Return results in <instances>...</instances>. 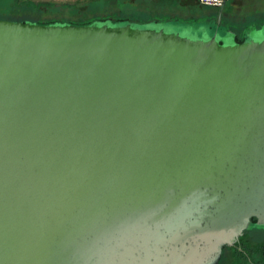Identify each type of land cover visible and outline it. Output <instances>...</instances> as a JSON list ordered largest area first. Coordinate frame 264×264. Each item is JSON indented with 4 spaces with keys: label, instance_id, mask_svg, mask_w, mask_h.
<instances>
[{
    "label": "water",
    "instance_id": "95a60500",
    "mask_svg": "<svg viewBox=\"0 0 264 264\" xmlns=\"http://www.w3.org/2000/svg\"><path fill=\"white\" fill-rule=\"evenodd\" d=\"M222 29L0 18V264H219L264 229V39Z\"/></svg>",
    "mask_w": 264,
    "mask_h": 264
},
{
    "label": "rangeland",
    "instance_id": "374dc122",
    "mask_svg": "<svg viewBox=\"0 0 264 264\" xmlns=\"http://www.w3.org/2000/svg\"><path fill=\"white\" fill-rule=\"evenodd\" d=\"M22 6L21 3L28 2V5L23 4V6H26L28 10L25 9V11H21L19 9H15L14 5ZM149 1L151 4H149ZM158 2V1H156ZM154 3L153 0H111L110 2H102L100 1L99 4L101 10H97L96 12L99 14V18L110 16L113 19H119L121 17L125 16H133V17H140L141 14L145 16H159L161 18H169V17H180L183 18V15L185 12L187 14H197L199 12L206 11L205 7H193L192 9L187 8L186 11L183 7H180L178 3H174L173 1L169 0H163L162 3ZM90 1L89 0H0V18L12 20V21H19L18 17L22 16L25 12V17H38V18H50L52 16H63L67 18H71L72 20H81V22H84L87 19H90L92 17H88L89 15L82 16V10L85 8H88ZM20 4V5H19ZM32 4V6H29ZM75 5L76 9L75 11H71L69 7H64L63 5ZM261 5V4H260ZM49 6L51 8L55 9H49ZM92 6V4L90 5ZM229 6V2L225 3L224 8H227ZM108 9V10H107ZM104 10V11H103ZM210 10V9H209ZM219 8L216 9V17H218L219 14ZM235 16H237L239 19H244L243 22L247 21L251 17H256L259 20L260 24H264V7H258V8H239L238 10L232 9ZM110 12L109 14H106ZM27 14V16H26ZM169 16V17H168ZM95 17V16H94ZM83 18V19H81ZM93 21V20H92ZM114 22V21H113ZM243 22L239 21L240 27L236 26V29L239 30L243 27ZM246 22V25L248 23ZM116 24V22L114 23ZM228 29V27H226ZM260 28L263 29V31L260 34L253 35L252 32H250V35H246L245 33L248 31H251L250 28L245 29L246 31L241 34V38H245V40H251L254 39L256 41L264 39V25H261ZM227 29H222L227 32ZM253 31V30H252ZM252 230V229H249ZM231 258V252L230 250H226L225 253L223 252L222 258L220 259L222 264H231L230 263Z\"/></svg>",
    "mask_w": 264,
    "mask_h": 264
},
{
    "label": "crops",
    "instance_id": "0c3cea01",
    "mask_svg": "<svg viewBox=\"0 0 264 264\" xmlns=\"http://www.w3.org/2000/svg\"><path fill=\"white\" fill-rule=\"evenodd\" d=\"M170 1H176L180 7H183L184 10L186 11L187 8L192 9L193 7H205L206 11L199 12L197 14H187L186 12L183 15V18L180 17H171V19L175 20L174 18H177V20L181 22H204V23H210L212 20L217 18V23L228 27V29L235 34L234 37L236 39L241 36L240 33H244L246 30L245 29H252V28H259L261 25L258 18L256 17H251L248 19V25H246V22L243 20L244 19H239L237 16H235L234 12L232 9L238 10L239 8H258V7H264V0H226V2H229V6L227 8H224V5L219 8V14L218 17H216V9L217 7L213 6H200V3L198 0H170ZM261 4V5H260ZM210 9V10H209ZM239 21L243 22V27L239 30L236 29L237 27H240Z\"/></svg>",
    "mask_w": 264,
    "mask_h": 264
},
{
    "label": "trees",
    "instance_id": "16d2710c",
    "mask_svg": "<svg viewBox=\"0 0 264 264\" xmlns=\"http://www.w3.org/2000/svg\"><path fill=\"white\" fill-rule=\"evenodd\" d=\"M90 1V3H89V6H88V8H85L84 10H82V13H80V14H82V16H84V18H85V16H87V15H89L88 17H92V18H90V19H87V20H85L84 22H81V20L80 21H78L79 20V18H78V20H72L71 18H67V17H63V16H52V17H50V18H38V17H28V18H26L25 17V12H24V14L22 15V16H20V17H18V19L19 20H21V21H29V22H38V23H42V24H54V23H71V24H77V25H83V24H87V23H90L92 20H95V19H99V20H104V19H111V20H124V19H136V20H140V21H147V20H149V19H154V20H156V21H165V20H173V19H171V17H169V18H161V17H159V16H145V15H142L141 14V16L140 17H133L132 15L130 16H125V17H121V18H119V19H113V18H111L109 15L108 16H106V17H101L100 16V18L98 17L99 16V14H97V13H92V12H96L97 10H101V8H100V6H102L101 4H99V2L100 1H102V2H105V3H107V2H110L111 0H89ZM113 1V0H112ZM122 1V0H121ZM154 1V3L156 2V1H158V2H156V3H162V1L163 0H153ZM145 2H148L149 4H151L149 1H145ZM169 2H170V0H169ZM174 3L176 2V1H173ZM177 3V2H176ZM22 4V6L20 7V6H16V5H14V1H13V5H14V7H15V9H19V10H21V11H25V9L26 10H28L27 8H26V6H23V4H26V5H28V2H24V3H21ZM92 4V6H90ZM20 5V4H19ZM100 5V6H99ZM29 6H32V4H30ZM64 7H69L70 9H71V11H75V9H76V6L75 5H63ZM200 6H206V5H202V4H200ZM49 9H55V8H51V6H49ZM108 10V9H107ZM104 11V10H103ZM110 12H108V13H106V14H109ZM26 16H27V14H26ZM95 16V17H94ZM87 18V17H86ZM85 18V19H86ZM81 19H83V18H81ZM175 20H177V18H174ZM215 21L217 20V18H215L214 19ZM220 25V24H219ZM223 25V24H222ZM241 37H238L237 38V40L238 41H241ZM264 230V229H263ZM262 245H259V246H254V247H256L254 250H258V247H261ZM229 248H231L230 246H225L224 247V249H223V252L225 253V251L226 250H228ZM230 250V249H229ZM237 253H238V258H237V261H234V262H232L231 264H252L251 263V261H253V256H252V253L250 252L248 255L247 254H245L244 252H241V251H237ZM223 254V253H222ZM262 254V253H261ZM249 255L252 257L251 259H250V257H249ZM222 258V257H221ZM251 260V261H250ZM264 262V261H263ZM219 264H222L221 263V260H220V262H219ZM255 264V263H254ZM261 264V263H260ZM262 264H264V263H262Z\"/></svg>",
    "mask_w": 264,
    "mask_h": 264
},
{
    "label": "flooded vegetation",
    "instance_id": "af4514ba",
    "mask_svg": "<svg viewBox=\"0 0 264 264\" xmlns=\"http://www.w3.org/2000/svg\"><path fill=\"white\" fill-rule=\"evenodd\" d=\"M252 221H255V219L253 218ZM251 229L252 230L244 231L243 234L238 238V240L233 245L230 246L231 247L229 248L231 252L230 263L237 261L238 258L237 251L244 252L247 255L251 252L252 256L254 257L253 261H251L252 257L249 255L252 264L264 263L263 262L264 261V230L258 228H251ZM259 245L262 246L258 247V250H254L256 248L254 246H259Z\"/></svg>",
    "mask_w": 264,
    "mask_h": 264
},
{
    "label": "built area",
    "instance_id": "2783aa9c",
    "mask_svg": "<svg viewBox=\"0 0 264 264\" xmlns=\"http://www.w3.org/2000/svg\"><path fill=\"white\" fill-rule=\"evenodd\" d=\"M226 0H198V2L202 5L213 6L217 8H221Z\"/></svg>",
    "mask_w": 264,
    "mask_h": 264
}]
</instances>
